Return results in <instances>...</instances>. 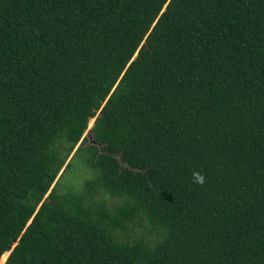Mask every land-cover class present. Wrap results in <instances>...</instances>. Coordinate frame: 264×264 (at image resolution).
Wrapping results in <instances>:
<instances>
[{"label": "trees", "instance_id": "trees-1", "mask_svg": "<svg viewBox=\"0 0 264 264\" xmlns=\"http://www.w3.org/2000/svg\"><path fill=\"white\" fill-rule=\"evenodd\" d=\"M6 253L264 264V0H0Z\"/></svg>", "mask_w": 264, "mask_h": 264}, {"label": "rangeland", "instance_id": "rangeland-1", "mask_svg": "<svg viewBox=\"0 0 264 264\" xmlns=\"http://www.w3.org/2000/svg\"><path fill=\"white\" fill-rule=\"evenodd\" d=\"M93 125L94 119L91 120L89 128H92ZM91 175L92 173L87 170L79 160H76L75 166L66 174L65 178L62 180L61 185L65 188H80L83 185L85 179L91 177ZM106 199L111 200L108 196L106 197Z\"/></svg>", "mask_w": 264, "mask_h": 264}, {"label": "water", "instance_id": "water-1", "mask_svg": "<svg viewBox=\"0 0 264 264\" xmlns=\"http://www.w3.org/2000/svg\"><path fill=\"white\" fill-rule=\"evenodd\" d=\"M95 121V120H94ZM85 136L89 139V143L90 144H97L95 141H94V139H93V135H92V133H91V128H89V130L87 131V133L85 134ZM9 255H10V253H9ZM8 255V256H9Z\"/></svg>", "mask_w": 264, "mask_h": 264}, {"label": "bare ground", "instance_id": "bare-ground-1", "mask_svg": "<svg viewBox=\"0 0 264 264\" xmlns=\"http://www.w3.org/2000/svg\"><path fill=\"white\" fill-rule=\"evenodd\" d=\"M9 253H6L2 256L1 264H4L8 258Z\"/></svg>", "mask_w": 264, "mask_h": 264}]
</instances>
